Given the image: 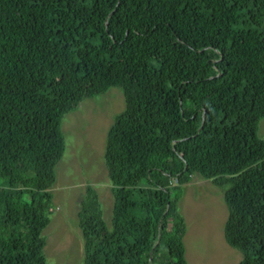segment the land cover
<instances>
[{"label": "trees", "instance_id": "1", "mask_svg": "<svg viewBox=\"0 0 264 264\" xmlns=\"http://www.w3.org/2000/svg\"><path fill=\"white\" fill-rule=\"evenodd\" d=\"M111 87L112 224L88 184L82 264H188L196 173L225 188L237 264H264V0H0V264H47L63 119Z\"/></svg>", "mask_w": 264, "mask_h": 264}, {"label": "rangeland", "instance_id": "2", "mask_svg": "<svg viewBox=\"0 0 264 264\" xmlns=\"http://www.w3.org/2000/svg\"><path fill=\"white\" fill-rule=\"evenodd\" d=\"M124 108L122 89L111 87L106 93L85 98L63 119L66 150L56 167L51 221L43 231L48 242L47 264H82L84 241L93 238L83 235L77 214L88 184L97 189L104 219L112 224L114 197L105 147L115 116ZM258 134L264 138V118ZM177 204L184 218L188 264H237L242 259V252L225 238L229 208L224 187L196 173L181 185Z\"/></svg>", "mask_w": 264, "mask_h": 264}]
</instances>
